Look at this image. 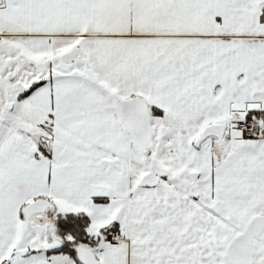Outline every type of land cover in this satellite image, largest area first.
Here are the masks:
<instances>
[{
	"label": "snow or ice",
	"instance_id": "snow-or-ice-1",
	"mask_svg": "<svg viewBox=\"0 0 264 264\" xmlns=\"http://www.w3.org/2000/svg\"><path fill=\"white\" fill-rule=\"evenodd\" d=\"M0 264H264V0H0Z\"/></svg>",
	"mask_w": 264,
	"mask_h": 264
}]
</instances>
